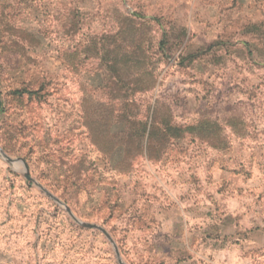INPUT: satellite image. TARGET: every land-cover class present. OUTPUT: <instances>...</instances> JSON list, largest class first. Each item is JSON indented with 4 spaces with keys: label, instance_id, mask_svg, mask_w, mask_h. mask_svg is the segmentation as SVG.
Segmentation results:
<instances>
[{
    "label": "rangeland",
    "instance_id": "rangeland-1",
    "mask_svg": "<svg viewBox=\"0 0 264 264\" xmlns=\"http://www.w3.org/2000/svg\"><path fill=\"white\" fill-rule=\"evenodd\" d=\"M0 147V264H264V0H0Z\"/></svg>",
    "mask_w": 264,
    "mask_h": 264
},
{
    "label": "water",
    "instance_id": "water-1",
    "mask_svg": "<svg viewBox=\"0 0 264 264\" xmlns=\"http://www.w3.org/2000/svg\"><path fill=\"white\" fill-rule=\"evenodd\" d=\"M0 154H1V155L4 157V159H6L7 162H9L10 164H16V163H21V164H23V165L25 166V168L27 169V171L25 172V176H26L28 179L32 180V177L30 176V173H29V171H28V168H27V166H26V164H25V162H24L23 159H14L13 157H11V156L8 155L7 153H5L4 150H3L1 147H0ZM57 202H58L60 205H64V204H63L60 200H58V199H57ZM67 209H68L69 213L72 214V216L74 217V219H75L78 223L82 224L84 227L99 229V230L103 231L108 237H110L109 233H108V232L106 231V229L103 228L102 226H100V225H98V224H94V223L82 222V221H80V220H79V219L73 214V212H72L71 209H69L68 207H67Z\"/></svg>",
    "mask_w": 264,
    "mask_h": 264
},
{
    "label": "trees",
    "instance_id": "trees-1",
    "mask_svg": "<svg viewBox=\"0 0 264 264\" xmlns=\"http://www.w3.org/2000/svg\"><path fill=\"white\" fill-rule=\"evenodd\" d=\"M35 91H27V90H23V89H17L14 91L15 94H19V95H24L25 93H29L30 95L32 93H34ZM155 122V127L161 125V126H167L169 127L170 126V122L169 121H166L164 119H156L153 121V124ZM140 125H145V123H143L142 121L139 122ZM157 124V125H156ZM194 128L193 127H189V130H193Z\"/></svg>",
    "mask_w": 264,
    "mask_h": 264
}]
</instances>
